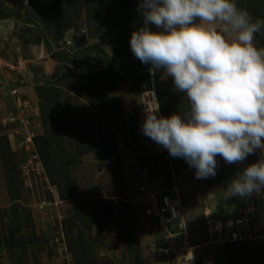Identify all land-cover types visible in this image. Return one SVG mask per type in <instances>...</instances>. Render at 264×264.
<instances>
[{"label":"rangeland","instance_id":"rangeland-1","mask_svg":"<svg viewBox=\"0 0 264 264\" xmlns=\"http://www.w3.org/2000/svg\"><path fill=\"white\" fill-rule=\"evenodd\" d=\"M255 2L238 4L264 19V0ZM143 26L139 0H0V264H161L169 235L152 194L168 188L200 264H264V207L260 238L235 247L209 245L203 226L206 204L227 211L251 202L225 189L260 151L242 164L217 157L216 175L198 179L143 134L144 90L155 89L157 116L188 106L161 70L149 82L133 73L152 67L130 48Z\"/></svg>","mask_w":264,"mask_h":264},{"label":"clouds","instance_id":"clouds-1","mask_svg":"<svg viewBox=\"0 0 264 264\" xmlns=\"http://www.w3.org/2000/svg\"><path fill=\"white\" fill-rule=\"evenodd\" d=\"M139 10L144 26L131 34L132 53L151 64L153 75L161 70L164 78L171 77L174 90L188 103L182 114L166 117L157 116L159 104L148 108L143 134L171 156L185 159L198 179L216 175L217 157L242 164L259 150L261 158L238 171L225 197H248L252 203L240 208L250 203L261 218L264 47L257 46L256 36L264 19L253 18L238 0H139ZM205 206V214L211 212ZM192 260L193 253L189 264Z\"/></svg>","mask_w":264,"mask_h":264},{"label":"built area","instance_id":"built-area-1","mask_svg":"<svg viewBox=\"0 0 264 264\" xmlns=\"http://www.w3.org/2000/svg\"><path fill=\"white\" fill-rule=\"evenodd\" d=\"M155 89L153 87L144 90L142 93L141 110L147 114L148 108H155L157 106V99L155 97ZM146 96V97H144ZM159 111L156 113L158 115ZM153 192V191H152ZM158 194L156 200V213L158 217L159 226L167 229L166 234L167 245L165 248H160L161 264H189V258L194 254V260L191 264H196L194 248L199 247L197 243H192L191 233L187 220L183 214V207L180 197L172 189H166L162 192H153L152 196ZM256 208L252 205H246L238 208V215L233 218H227L226 222L232 228V236H223L220 234L222 229V222L219 218L212 217V213L206 210L205 224L207 231L211 238L210 241H235L247 237L260 236L256 231H260V218L256 216ZM254 215V216H253ZM172 224L174 229L169 228ZM261 232V231H260ZM217 233L218 235H215ZM212 235L216 239L212 238ZM178 237H181L182 242L179 243ZM202 246V245H201Z\"/></svg>","mask_w":264,"mask_h":264},{"label":"trees","instance_id":"trees-1","mask_svg":"<svg viewBox=\"0 0 264 264\" xmlns=\"http://www.w3.org/2000/svg\"><path fill=\"white\" fill-rule=\"evenodd\" d=\"M102 1L106 2V0H102ZM255 1L254 0H238V2L241 5H243L244 7L246 6L247 8H249V10H250V8H254L255 7V5H256L255 4L256 3ZM262 31H263V29H262ZM262 31H261V33H258L257 36H256V41H258V44L260 42L261 43L264 42V33L262 34ZM81 51H82V55L81 56L87 55V52H84L85 49H82ZM105 55H107V54L105 53ZM62 58H64V56L63 57H58V59H62ZM105 60H106V63L109 61L108 56H107V58ZM149 71L150 70L148 68V65H139V66L136 67L135 70H133V73L138 74V77H140V80H142V81H148L149 82L150 81V78H149L150 77L149 76L150 72ZM67 73H69V71ZM61 78H63V76H61L59 78L60 81H61ZM37 93L40 96V98L43 99V101L46 98L45 96L46 95H49V93L47 91H45V92L42 93L41 89H37ZM43 95H45V96H43ZM42 106H43V108L41 107V109H43L45 111L46 108L44 109V107L46 105H42ZM263 196H264L263 193L262 194L260 193L259 196H258V199L260 200V202L262 204H264V197ZM206 205L209 208H211L210 210H211V213H212V217L219 218L221 220V222H222V229L220 231V234L223 235V236H230L231 237L232 236V228L229 227V225L226 222V220H227V218L236 217L238 215V210L236 208H234V209H231V210H227V211L225 210L224 211L221 203L218 204L217 208L211 206L210 204H206ZM156 220H157V223H158V217H157V215H156ZM168 226H169V228L174 229V227L172 226V224H169ZM203 226H204V232H205L206 238H207V243L209 245L210 244H222V245H231V246L235 247V245L236 246L238 245V242L239 243H247L248 241L258 239V238H255V239H250V240L230 241V242L229 241H227V242H225V241L224 242H220V241L211 242L210 241L211 236H210V234H208V231H207V228H206V224H205V220H204ZM159 230L163 234H166V232H167V229L165 230L161 226H159ZM256 233H257V235H260V231H256ZM215 235H218V234L215 233ZM166 245H167V238L163 237L159 248L163 249V248L166 247ZM202 245H203V243H202ZM195 258H196V264H200L201 263L200 262L201 259L199 257V253L197 252V250H195Z\"/></svg>","mask_w":264,"mask_h":264}]
</instances>
